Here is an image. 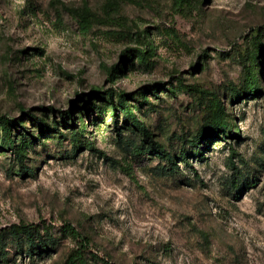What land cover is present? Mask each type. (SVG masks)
I'll use <instances>...</instances> for the list:
<instances>
[{"label": "rangeland", "instance_id": "374dc122", "mask_svg": "<svg viewBox=\"0 0 264 264\" xmlns=\"http://www.w3.org/2000/svg\"><path fill=\"white\" fill-rule=\"evenodd\" d=\"M259 46L264 0H0V264H62L68 225L89 264H264ZM215 100L232 136L195 146Z\"/></svg>", "mask_w": 264, "mask_h": 264}, {"label": "trees", "instance_id": "16d2710c", "mask_svg": "<svg viewBox=\"0 0 264 264\" xmlns=\"http://www.w3.org/2000/svg\"><path fill=\"white\" fill-rule=\"evenodd\" d=\"M62 8H65L63 5H61ZM69 12L79 20H82L83 22L87 23L88 18L91 16L90 12L87 9L78 10V9H68ZM259 48H262L264 51V47L259 46ZM137 54H134L138 59H143L144 56H146L147 51L143 50H136ZM121 58H125V52L121 54ZM260 93L259 88V79L254 75L252 72L247 71L246 76L243 81V85L240 89L237 90V95H242V97H252ZM129 96L126 94H120L117 96V104L112 105L114 108L115 113L117 112L116 106L120 107L121 115L123 116V119L125 122H130L129 126H133L135 129H140L143 133L145 138L150 139L151 136H149V133H147L146 128L143 126V124L137 119L136 115L134 114V111L131 106L128 105ZM83 102V101H82ZM113 114V118L117 119L116 114ZM63 124L65 125L68 120H70L72 117L71 112H65L61 114ZM27 119H33L31 115H28ZM22 124V122H15L11 119H9L6 116H0V130L3 132V138L1 146L3 149L10 148L12 145L11 139H12V130L16 127V125ZM234 128V125L229 120L228 115L225 113L222 103L219 100H215L212 102L211 109H210V116L208 120V127L206 131H203L202 133L198 134L195 139L193 140V144L195 146H199L204 138H217L221 135H228L232 136L231 132ZM44 129L49 130V128L46 125V122L40 123V131L39 134L42 135L44 132ZM7 142V143H6ZM158 147V155L165 158L169 163L172 162V158L169 154H167L166 150L159 145H156ZM149 150V148H139L137 153L139 155L146 154ZM66 233L72 237L74 240L78 242V248L73 250L68 257L65 259V261L62 264H89L84 252L88 247V241L85 237H81V235L70 225L65 227Z\"/></svg>", "mask_w": 264, "mask_h": 264}]
</instances>
